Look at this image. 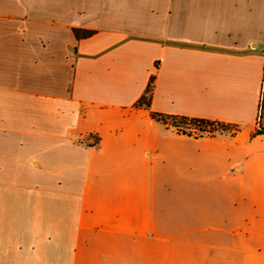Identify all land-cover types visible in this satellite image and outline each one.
<instances>
[{
    "label": "crops",
    "instance_id": "0c3cea01",
    "mask_svg": "<svg viewBox=\"0 0 264 264\" xmlns=\"http://www.w3.org/2000/svg\"><path fill=\"white\" fill-rule=\"evenodd\" d=\"M263 84L264 0H0V264H264Z\"/></svg>",
    "mask_w": 264,
    "mask_h": 264
},
{
    "label": "trees",
    "instance_id": "16d2710c",
    "mask_svg": "<svg viewBox=\"0 0 264 264\" xmlns=\"http://www.w3.org/2000/svg\"><path fill=\"white\" fill-rule=\"evenodd\" d=\"M75 35L78 39H85L93 36L95 34V31L91 30H83V29H75ZM154 82V77L151 79V83L149 84V88L147 89V94L144 95L139 103H144L147 106L150 105V93L152 91V84ZM264 104V84H263V92H262V100H261V109L263 108ZM153 118H155L157 121H163L164 123H168L171 121L172 125H174L178 129H182L181 133L186 134L189 136H195V137H203L204 133L209 134V132L214 131L218 128H224L229 125L208 120V119H200V118H188L186 116H171V115H165L160 113H152ZM191 129V130H190ZM193 130H199L202 133H193Z\"/></svg>",
    "mask_w": 264,
    "mask_h": 264
},
{
    "label": "rangeland",
    "instance_id": "374dc122",
    "mask_svg": "<svg viewBox=\"0 0 264 264\" xmlns=\"http://www.w3.org/2000/svg\"><path fill=\"white\" fill-rule=\"evenodd\" d=\"M160 122H162L165 125V127H167L168 129H171L173 131L181 133L182 129L181 128L180 129L176 128L174 125H172L171 121L168 122V123H164L163 121H160ZM193 131H194L193 133H198V134L202 133L199 130H197V131L193 130ZM232 131H233V128H231V126H227V128L226 127L218 128V129H216L214 131L209 132V134L204 133L203 135H205V136L224 135V134H227V133H231ZM87 136L88 137L83 138L81 141H83L84 143H93L95 140H98L97 136H94L93 134L92 135H87Z\"/></svg>",
    "mask_w": 264,
    "mask_h": 264
}]
</instances>
